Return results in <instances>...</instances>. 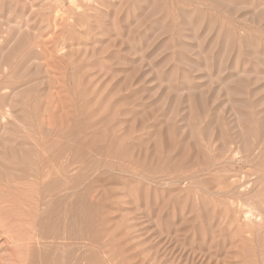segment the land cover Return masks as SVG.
<instances>
[{
    "label": "rangeland",
    "instance_id": "374dc122",
    "mask_svg": "<svg viewBox=\"0 0 264 264\" xmlns=\"http://www.w3.org/2000/svg\"><path fill=\"white\" fill-rule=\"evenodd\" d=\"M10 1L0 264H264V0Z\"/></svg>",
    "mask_w": 264,
    "mask_h": 264
},
{
    "label": "bare ground",
    "instance_id": "6f19581e",
    "mask_svg": "<svg viewBox=\"0 0 264 264\" xmlns=\"http://www.w3.org/2000/svg\"><path fill=\"white\" fill-rule=\"evenodd\" d=\"M11 1H12V0H11ZM11 1H10V2H11ZM7 3H9V1H8ZM9 113H10L9 110H6L5 115L2 114V120H4L5 116H6V115H9ZM10 115H11V114H10Z\"/></svg>",
    "mask_w": 264,
    "mask_h": 264
}]
</instances>
